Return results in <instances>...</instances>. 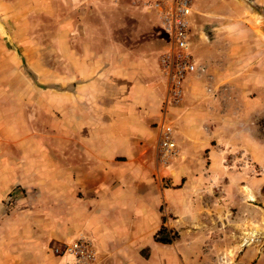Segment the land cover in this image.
<instances>
[{
    "label": "crops",
    "instance_id": "crops-1",
    "mask_svg": "<svg viewBox=\"0 0 264 264\" xmlns=\"http://www.w3.org/2000/svg\"><path fill=\"white\" fill-rule=\"evenodd\" d=\"M215 1L201 0L195 14ZM213 33L190 42L200 70L185 77L177 101L159 62L165 41L158 51L85 49L82 59H69L61 90L23 82L28 89L12 112L0 114L2 150L16 140L21 157L19 164L10 155L0 159V190L18 183L34 193L35 214L49 217L42 223L51 252L82 237L92 242L97 264H204L200 243L208 240L218 264L215 189L252 172L264 180V64L252 62L255 47L221 51ZM165 124L177 146L170 160L159 156ZM235 152L243 157H230ZM161 228L177 232L174 243L156 241ZM41 239L33 243L34 264H43ZM26 256L3 255L1 262L29 264Z\"/></svg>",
    "mask_w": 264,
    "mask_h": 264
},
{
    "label": "rangeland",
    "instance_id": "rangeland-1",
    "mask_svg": "<svg viewBox=\"0 0 264 264\" xmlns=\"http://www.w3.org/2000/svg\"><path fill=\"white\" fill-rule=\"evenodd\" d=\"M147 1L102 0L101 5L99 0H0V114L12 112V102L28 89L24 81L44 92L56 86L63 89L60 83L68 75L69 59L73 55L82 59L85 49L99 53L105 47L118 46L136 52L142 47L158 51L165 38L156 13L143 11L141 5ZM201 3L195 0L191 6L189 43L207 41L202 34L214 35V30L220 36L221 51L255 47L250 55L252 62L260 58L264 64V0H216L206 6L209 10L195 14ZM190 51L195 55L196 46H190ZM225 57L238 63L237 56ZM40 130L47 133L49 128ZM3 145L0 140V159L10 155L19 164L18 142L15 140L6 150H2ZM230 157L240 159L243 155L235 152ZM250 174L248 180L226 184L227 190L221 187L223 184L215 189L212 207L216 213L213 225H218V264H264V180ZM35 202L34 193L18 183H12L5 193L0 190V264L1 256L20 253H26L29 264H34L36 238H42V254L38 256L43 264H71V257L51 252L49 230L43 225L49 217L35 214ZM165 232L169 244L174 243L177 232ZM23 240L31 247L21 246ZM202 242L200 249L207 254L201 262L215 264L213 248L208 240ZM174 264L183 263L177 260Z\"/></svg>",
    "mask_w": 264,
    "mask_h": 264
},
{
    "label": "built area",
    "instance_id": "built-area-1",
    "mask_svg": "<svg viewBox=\"0 0 264 264\" xmlns=\"http://www.w3.org/2000/svg\"><path fill=\"white\" fill-rule=\"evenodd\" d=\"M195 0H150L144 5L156 10L165 38V48L159 56L162 73L169 81L170 92L175 101L181 97L185 77L200 70L194 63L189 43V17ZM174 129L169 124L162 128L159 140V156L170 160L177 155L173 137ZM55 256L71 257V264H96V252L86 238L59 243L52 248Z\"/></svg>",
    "mask_w": 264,
    "mask_h": 264
},
{
    "label": "trees",
    "instance_id": "trees-1",
    "mask_svg": "<svg viewBox=\"0 0 264 264\" xmlns=\"http://www.w3.org/2000/svg\"><path fill=\"white\" fill-rule=\"evenodd\" d=\"M261 125L263 127V133L261 134V137L264 139V122H262ZM165 234H166L165 229L161 228L156 234V237H155L156 241L162 244H169L170 243L169 240L164 237Z\"/></svg>",
    "mask_w": 264,
    "mask_h": 264
}]
</instances>
